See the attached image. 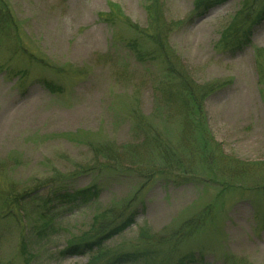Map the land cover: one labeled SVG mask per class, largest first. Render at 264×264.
I'll return each instance as SVG.
<instances>
[{
    "label": "rangeland",
    "instance_id": "1",
    "mask_svg": "<svg viewBox=\"0 0 264 264\" xmlns=\"http://www.w3.org/2000/svg\"><path fill=\"white\" fill-rule=\"evenodd\" d=\"M160 1L163 16L177 28L165 38L169 63L200 85H222L208 99L205 119L221 153L264 168V79L258 73L264 25L250 44L232 51L223 37L242 0L191 21L195 0ZM143 5L144 0H1L8 14L4 9L0 15V264H88L101 254L106 255L97 262L106 264L107 256L144 251L174 262L190 256L195 264H224L233 256L264 264V170L244 182L218 174L203 184L147 186L131 160L108 167L105 159L94 158L105 145L120 150L143 144L134 128L138 111L149 126L160 125L154 133L169 141L178 144L182 134V121L171 112L167 124L149 117L161 100L154 85L163 60L150 58L146 37L124 21L147 31ZM110 6L119 9L121 20H101ZM8 16L10 24L3 26ZM46 182L70 193L87 190V198L97 195L78 207L22 202L23 195L45 197ZM207 206L210 213L193 220ZM133 210L134 223L102 248L62 255L68 243L97 242ZM110 211L123 213L113 218ZM103 216L111 221L104 232ZM145 228L152 240L140 237ZM182 230L186 237L156 245Z\"/></svg>",
    "mask_w": 264,
    "mask_h": 264
},
{
    "label": "trees",
    "instance_id": "2",
    "mask_svg": "<svg viewBox=\"0 0 264 264\" xmlns=\"http://www.w3.org/2000/svg\"><path fill=\"white\" fill-rule=\"evenodd\" d=\"M228 1L230 0H195L193 14L189 21L194 20L195 17L207 15L213 9L224 5ZM110 7V13L100 15L101 20L106 23L112 22L115 18L121 20L119 9L114 6ZM143 7L148 22L147 31L139 30L138 27L132 25L127 19L124 21L134 34L137 33L140 37L145 36L147 42L153 47V52L148 53V56L152 58L151 55H155L163 60L161 62L162 76L154 85L157 88L155 91L156 97L161 98V100H156V112H152L149 117L158 118V120H162L164 124H167L171 120L169 117L171 112L174 117H179L182 121V134L178 144L169 141L166 135H162L159 132L154 133L157 126L160 125L149 126L144 116L138 111V114L134 113V128H137L136 132L143 139V144L138 148L134 143L129 144L120 150H117L113 146L105 145L95 149V160L103 158L108 162L109 167V164L114 166L125 157L136 165V167L133 166L131 169L143 176L147 186L157 182L166 185L171 183L179 184V182L181 184H193L192 182L203 184L204 178L211 180L213 176L217 178L216 175L218 174H221L223 177L227 175L230 179L244 182L246 178H250L259 171H263V166L260 167L252 163L227 159L223 156L219 144L212 133L207 130L205 124L207 101L212 95L222 90V85L219 82L200 85L187 74H182L184 72L182 69L174 68L168 61L170 48L166 39L168 35L177 30L176 26L169 23L165 16H163L160 0H144ZM3 10L8 14L7 7H3L0 8V15L3 14ZM7 24H10L9 16L2 22L3 26ZM179 24L184 25L185 22L182 21ZM263 25L264 0H242L241 7L233 16L231 25L227 30L229 34L227 33L228 35L226 34L223 37L225 47L232 51L242 50L246 45L250 44L254 32ZM137 44L136 42L133 46L136 47ZM262 51L264 52V50ZM258 68L260 77L264 79V64L262 62L259 63ZM45 86L49 89L53 88L47 82H45ZM44 189H48L45 197L23 195L26 198L22 202L30 203L34 199L44 203L46 207L49 205L55 207V205L59 204L64 206L69 204L78 207L89 202L93 196L97 195L96 192H93V194L91 193L92 197L87 198L86 195L89 193L87 190L70 193L64 189L62 190L58 187V184L55 185L53 182H46ZM54 209L52 208V210ZM125 210L123 209V212ZM210 211V206L204 207L199 214L193 217V220L205 217ZM123 212L110 211L113 218L122 215ZM137 215L138 211L133 210L124 223L109 229L102 236H97V242L84 240L79 243H68L62 255L79 256L94 253V245L97 248H102L106 239H111L114 236L122 234L126 228L131 226ZM104 218L105 216H103V222L100 225L102 232H104L105 228H108V224L111 222L106 223ZM53 220L55 221V219ZM98 220L99 218L96 219V223ZM189 225L188 229L198 228L194 224ZM48 229L52 230L53 227L49 225ZM45 234L38 235V237L42 238L46 236ZM186 236L187 234H183L182 230L174 233L167 240L156 243V245L169 244L173 242V238L178 239V237L184 238ZM140 237H144V239L150 238V240L154 238L151 237L150 230L147 228L142 230ZM168 254H171V252ZM105 255L101 254L100 257H93L88 264H98L97 260L99 258L103 259ZM169 257L161 258L158 252L151 253L144 251L141 254H114L112 257L107 256L105 260L106 264L108 262H110L109 264H195L199 262L198 260H193L190 256L181 257L176 262L171 260V256ZM224 264L250 263L245 258L229 256L225 257Z\"/></svg>",
    "mask_w": 264,
    "mask_h": 264
}]
</instances>
